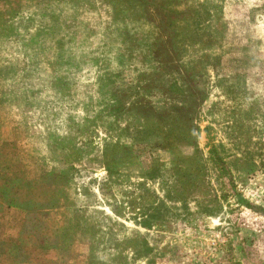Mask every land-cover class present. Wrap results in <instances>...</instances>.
Returning a JSON list of instances; mask_svg holds the SVG:
<instances>
[{
  "label": "rangeland",
  "instance_id": "obj_1",
  "mask_svg": "<svg viewBox=\"0 0 264 264\" xmlns=\"http://www.w3.org/2000/svg\"><path fill=\"white\" fill-rule=\"evenodd\" d=\"M103 1L17 0L18 13L6 36L0 34V184L3 179L22 178L34 181L40 190L41 178H48L43 173L57 169L59 174L52 173L48 179L61 192L67 191L87 208L95 207L110 216V206L119 209L122 214L116 223L101 221V234L106 232V244L101 245L108 249L100 248L96 253L105 257L107 264H264V149H259L264 144V128L261 105L258 109L246 104L248 95L264 96V0L228 2L225 6L228 41L235 58L245 62L243 71H238L243 76L233 84L236 91L225 85L230 73L227 66H209L200 78L188 83L185 70L171 60L164 67L155 62L153 73L159 91L155 87L147 91L136 88L137 96L132 90L140 74L133 72L132 66L135 64L137 70L149 67L142 60L129 63L123 41L129 37L121 34L125 25L120 19L135 18L136 14L164 18L158 5L162 0H130V4L143 3L142 11L132 7L133 14L124 17ZM174 2L186 6L184 0ZM195 3L188 0L189 5ZM213 12L216 10L211 7L206 10ZM137 36L142 37L140 33ZM172 46L177 48L174 43ZM189 89L198 92L195 142L218 199L200 190L197 197L189 194L191 199L180 206L167 200L163 192L162 179L167 180L166 185L171 180L170 154L159 137L138 133L142 115L132 104L149 100L162 111L180 101ZM240 92L247 98H239ZM239 120L243 121L242 134L237 132ZM88 128L90 132H83ZM249 132L250 145L261 159L254 153L251 159L234 154L233 149L243 148V143L231 142L228 137L237 134L244 138ZM85 141L100 150L109 141L133 143L137 162L128 165L131 162L119 161V180L104 182L103 165L80 169L67 159L68 144ZM215 156L222 158L221 170L213 165ZM158 162L165 164L162 175L145 178L142 174ZM152 191L157 200L149 211V227L144 228L138 222L140 208L146 205L140 203ZM24 194L21 190L17 197L22 205ZM33 200L36 203L25 205L29 220L26 217L24 222L36 232L34 220L40 228L54 216L47 211L37 214L41 194L34 193ZM51 232L49 228L35 235L47 244H56L58 239ZM137 234L146 235V252L128 249ZM87 250L86 238L76 233L73 243L59 252L33 246L19 254L16 248L6 247L0 264H86Z\"/></svg>",
  "mask_w": 264,
  "mask_h": 264
},
{
  "label": "trees",
  "instance_id": "obj_2",
  "mask_svg": "<svg viewBox=\"0 0 264 264\" xmlns=\"http://www.w3.org/2000/svg\"><path fill=\"white\" fill-rule=\"evenodd\" d=\"M184 1H186V6L175 4L174 0H162L163 4L158 5L164 18H142L138 16L139 14H136L135 18L120 19L125 25L121 34L125 32L129 37L123 38L129 63L132 65L134 61L142 60L149 67L137 70L135 64L132 66V71L140 74L139 80H137V84L132 90L135 96L138 93L137 89L147 91L149 88L155 87L159 91L161 87L155 82L156 74L153 73L155 72V62L164 67L171 60L178 61L177 66L185 70L187 74L185 81H188V83L194 82L197 77L200 78L209 66H227L230 73L225 77V85L230 91H236L233 84L235 81L239 82L243 76L238 71H243L242 61L244 62V59L235 58L233 46L228 41L224 16L225 6L228 5V2L235 5V3H243V1L227 0V2H223L224 0H219L217 4H207L204 0H201V2L194 0L196 3L192 5L188 4V0ZM130 2V0H104L103 5L111 7L114 13L122 17L132 15L134 12L132 7L137 11H142L143 3L130 4ZM16 3L17 0H0V34H7L10 21L18 13L15 8ZM209 7L214 8L216 12L206 13ZM152 12H154V8ZM129 24H131L130 28L128 27ZM139 33L142 37L137 36ZM163 42H166L170 47H167V44ZM171 42L177 45L176 49ZM169 52L173 57L169 56ZM185 57L186 60H184ZM150 64H152L153 69L150 68ZM180 77L183 79V76ZM174 84L176 85V83ZM197 94L196 90L189 89L184 95L182 94L183 97L180 101L165 106L162 111L157 110L160 107L152 106L149 100L145 102L136 100L134 104L131 103L142 115L138 133L148 134L149 137H159L163 149L170 154L167 163L172 168L170 183L166 185L167 180L160 179L165 182L163 188L165 198L180 206L191 199L189 194L197 197L200 190L204 195H212L213 200L218 199L208 175L205 158L195 142L197 131L195 126V104L196 101L199 102ZM238 97L246 99L247 95L240 92ZM248 97L249 100L246 104H250L252 107L258 106V109L261 105L262 128H264V96L248 95ZM242 122L239 120L236 123L239 134H242L240 132L242 131L240 126ZM80 131L83 130L80 129ZM85 131L90 132V129H85L83 132ZM228 139L231 142L239 140L243 143V148L233 149L235 155L238 154L244 159H251L254 153L255 156L261 159L260 155L250 145L252 141L250 132L244 138L235 134L229 136ZM262 139H264V135H262ZM133 146V143L124 144L121 141H109L105 148L100 150L87 141L81 145L69 143L67 150L69 156L67 159L77 163L80 169L91 167L96 169L103 165L106 169L103 181L111 183L118 181L119 176H121L119 161L131 162L128 165L137 162L138 156ZM261 148L264 149L263 143L259 149ZM188 149H191V151L189 152ZM119 150H122V154L125 153L126 156H122V154L118 156ZM215 160L213 165L221 170L222 166L219 161H222V158L215 156ZM262 163L264 164V162ZM70 164L74 165L73 163ZM162 167L165 168V164L158 162L157 167L142 175L148 179L159 178V175H162ZM52 173L59 174V171L53 169L48 174L47 171L43 174L49 178ZM47 176L42 177L46 178ZM48 178L46 181L41 178L42 188L40 190H37L39 188L34 181L22 178L3 179L2 184H0V257L2 250L6 247L16 248L19 254L23 250L27 253L28 249L33 246L44 250L57 249L59 252L63 248L69 247L73 243L74 234L78 233L86 238L88 244L86 264H107L106 258L98 257L96 253L100 248L108 249L101 245V242L106 244V240H104L106 232L101 234L103 232L101 221L103 219L116 223L117 217H120L122 213L112 206H110L111 216L95 207H91L92 209L87 208L88 205L79 202L77 198H71L67 191L61 192L57 189L58 185L53 186ZM104 182H101V184L104 185ZM21 190H25L24 205L17 199ZM102 190L103 187L101 186L100 191L102 192ZM34 193L41 194V204H36L37 207L40 206L37 214H45V211H47L50 212L48 213L50 216L54 217L50 221L45 220V224L40 228L36 220H34L33 225L38 228L37 231L50 228L52 230L51 235L58 239L56 244H47L46 239L40 240V238H37V235H35L37 231L34 232L32 229H28V223L24 222L26 217L27 219L29 217V208L25 207L26 203H36V200H33ZM147 194L148 197L140 203L146 205V208H140L141 213L139 212V216L141 220L138 222L144 228L149 227L148 221L151 218L149 211L157 200V195L153 191ZM106 236L110 238L108 235ZM136 236L132 239L128 249L136 252L139 248H142V251L146 252L148 249L146 235L137 234ZM137 243L141 245L136 248L135 244ZM95 244L99 245V248H96ZM110 255L112 258L116 257V254Z\"/></svg>",
  "mask_w": 264,
  "mask_h": 264
}]
</instances>
